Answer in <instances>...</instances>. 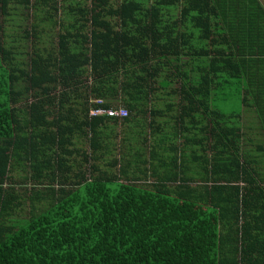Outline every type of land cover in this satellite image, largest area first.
<instances>
[{"label":"trees","instance_id":"16d2710c","mask_svg":"<svg viewBox=\"0 0 264 264\" xmlns=\"http://www.w3.org/2000/svg\"><path fill=\"white\" fill-rule=\"evenodd\" d=\"M86 1L0 0V264H264V141L241 124L264 116L263 19ZM236 85L242 110L214 106Z\"/></svg>","mask_w":264,"mask_h":264},{"label":"crops","instance_id":"0c3cea01","mask_svg":"<svg viewBox=\"0 0 264 264\" xmlns=\"http://www.w3.org/2000/svg\"><path fill=\"white\" fill-rule=\"evenodd\" d=\"M248 2V5H251L252 8H248L246 7L245 9H237V10H232L230 12L226 11L225 9L222 11L223 13H225L227 16L228 15H231L232 17L233 16H241L243 18H248L251 25L255 26V22L252 23V20L254 17H261L263 20H261V23L264 24V0H246ZM259 7L261 8V10H259ZM246 22L245 19L243 21H241V25H243V23ZM240 23V20L237 21V24ZM248 34H249V31H248ZM244 40H246L248 37H242ZM260 74H264V71L261 72ZM262 94V93H260ZM251 100V98L249 99V101ZM259 100V103H260V98H257V101ZM255 101V99H254ZM164 102V101H163ZM162 102V103H163ZM245 106H243L241 104V101H240V109L239 110H242ZM244 113V112H243ZM242 113V114H243ZM257 113H255L254 111H251L250 113H248L247 115H242L241 116V124L243 126V128L245 129H251L253 131V136L254 139L256 138V135L259 136L260 140L262 139V141H264V116L263 118H258V116L256 115ZM165 129H169V126H165L164 127V130ZM147 132V135L149 134V130L146 131ZM151 135L153 133H150ZM157 133L154 134L151 137L148 136V140H147V145H152V141H156L158 140L156 137H157ZM181 138V139H179ZM179 140H183L181 136L177 137L176 139H173L172 141L174 142V144H177L178 146H180V142ZM179 142V143H178ZM170 145V143L166 144L165 145V149H159V152L160 154H165L166 155V160L168 159L167 156H171L173 155L172 150L170 149V147L168 146ZM163 147V146H162ZM147 155H148V151H147ZM193 169V167L191 168ZM190 172V170L188 171V173Z\"/></svg>","mask_w":264,"mask_h":264},{"label":"rangeland","instance_id":"374dc122","mask_svg":"<svg viewBox=\"0 0 264 264\" xmlns=\"http://www.w3.org/2000/svg\"><path fill=\"white\" fill-rule=\"evenodd\" d=\"M90 0H87L86 2L88 3ZM61 12H59L60 14ZM27 14V15H26ZM2 16L0 15V23L2 22ZM18 19L20 18H25L26 19V23H24L25 26H27V28L29 29L30 27V24L33 22V12L32 10L30 11H23L22 12V15H19L18 14ZM14 31H19L21 33V30H18L16 26H13L12 28ZM13 30H10V32H12ZM17 34L14 36L16 37ZM19 44V43H18ZM225 93H229V94H233V95H230V96H218L216 95L215 99H214V106H217L219 107L220 109H222L223 111L225 112H233V111H238L240 109V92L238 91V85L234 86V88H230V89H226L224 91ZM131 126L129 127H125L124 125L122 126H118L115 128V132L116 134L118 135L116 137V142L117 143H121V138H123V136H125L129 130L130 132L132 131L134 133V128L132 127L131 129ZM126 132V133H125ZM129 132V135L132 136V134ZM170 132L171 131H168V130H164L163 131V135L166 137V138H171V135H170ZM133 137V136H132ZM142 138V137H141ZM130 139V138H129ZM143 139V138H142ZM174 139V138H173ZM176 139V138H175ZM181 139V138H179ZM180 142V145H181V140H179ZM178 142V143H179ZM87 144V143H86ZM85 144V145H86ZM83 145V149H88V146L86 145ZM121 147L119 146L118 149H120ZM117 149V153H119V150ZM115 154V155H116Z\"/></svg>","mask_w":264,"mask_h":264},{"label":"built area","instance_id":"2783aa9c","mask_svg":"<svg viewBox=\"0 0 264 264\" xmlns=\"http://www.w3.org/2000/svg\"><path fill=\"white\" fill-rule=\"evenodd\" d=\"M92 104H97L101 105L104 103L102 99H90ZM97 115H108V116H118V117H123L127 115V111L123 108H109L105 109L102 107H97V108H91L90 110V116H97Z\"/></svg>","mask_w":264,"mask_h":264}]
</instances>
